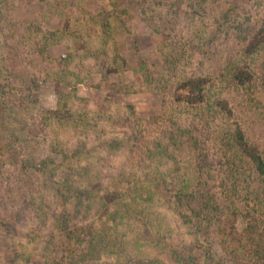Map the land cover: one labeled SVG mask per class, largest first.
<instances>
[{
  "label": "rangeland",
  "instance_id": "374dc122",
  "mask_svg": "<svg viewBox=\"0 0 264 264\" xmlns=\"http://www.w3.org/2000/svg\"><path fill=\"white\" fill-rule=\"evenodd\" d=\"M263 18L264 0H0V264H46L54 255L58 186L77 184L76 175L96 198L79 221L116 223L134 257L126 264H175L169 246L194 247L176 211L198 170L221 199L233 186L264 191L219 129L235 121L264 157V51L250 65L252 85L229 79L244 57L235 27L257 28ZM198 76L211 81L209 104L227 100L233 120L204 125L173 103L177 84ZM93 113L104 117L98 134H80L75 125ZM134 209L145 210L160 242L143 239ZM213 235L210 252L232 264Z\"/></svg>",
  "mask_w": 264,
  "mask_h": 264
},
{
  "label": "trees",
  "instance_id": "16d2710c",
  "mask_svg": "<svg viewBox=\"0 0 264 264\" xmlns=\"http://www.w3.org/2000/svg\"><path fill=\"white\" fill-rule=\"evenodd\" d=\"M119 1L125 2V0ZM234 31L237 40L242 44L244 57L240 65H234L229 70L230 78H228L236 88L244 89L254 82V75L250 68L252 61L254 62L257 59L255 56L264 51V18L257 28L251 25H238ZM70 63L71 59L65 61L63 65L67 68ZM62 80L65 81V79L60 81ZM210 82V79L201 76L181 80L174 89L173 103L179 107V110L191 109L194 117L204 125L211 120H217L219 115L226 122L233 120L234 114L227 100L217 98L209 104L207 89ZM27 90L31 92V88ZM22 99H25L24 95ZM103 118L100 113H93L88 121L84 118L83 122L81 120L79 124L77 123L76 130L83 135L88 131L98 134L96 122L102 121ZM92 120L95 122L90 123ZM108 120L110 121V118ZM192 122L196 130V120L192 119ZM219 129L220 136L227 144L234 161L246 163L264 186V157L258 145L248 140L244 129L235 121L230 125L221 124ZM99 133L103 134V131L100 130ZM135 134L133 133L134 136ZM136 144H138L136 138L132 137L131 145L136 146ZM149 144L147 143L146 150H151ZM204 158L207 161L208 155L206 154ZM90 169L92 165L84 169V172L88 173ZM197 173V176L193 175L188 192L180 200L179 209L182 212L176 211L180 223L191 232L195 245L183 252L169 246L164 252L168 253L175 264H219L210 252L214 234L213 236L218 238L222 254L232 264H264V191L261 190L258 191L260 193L255 194L244 188L233 186L226 192L227 197L221 199L214 187L208 184L205 178L199 177V170ZM78 176L76 175L77 184L75 182L66 184V179L58 186L62 209L60 211L56 209L57 215L54 217L56 235L51 234V238H48L50 242L54 241L57 245L52 251L54 255H47L49 259L46 264L95 263L105 258L116 260L114 262L116 264H126L125 262L134 260L127 249L130 246L129 242L125 240L116 223L113 227L104 223L94 228L91 225H83L79 221L80 209L88 211L90 209L88 206L96 198L94 188L90 186L82 188L78 185L81 181L78 180ZM96 196H98L97 193ZM240 200L245 205H242ZM223 203L225 206L223 213L216 222L213 213L218 209V205ZM46 210L49 208L46 207ZM128 217L130 218V215ZM120 218L121 226L125 217ZM132 219L142 227L140 235L143 239L152 240L153 237L160 242L161 237L154 235L149 229L148 216L144 209L139 211L134 209L131 212V221ZM240 224L241 228H239ZM160 245L164 248L162 244ZM135 261L136 264H164L156 258H136Z\"/></svg>",
  "mask_w": 264,
  "mask_h": 264
}]
</instances>
